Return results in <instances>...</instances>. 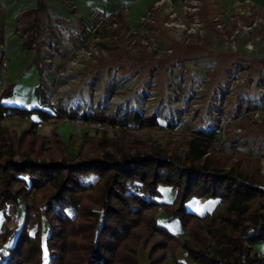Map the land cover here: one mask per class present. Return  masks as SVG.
I'll use <instances>...</instances> for the list:
<instances>
[{
    "label": "trees",
    "instance_id": "trees-1",
    "mask_svg": "<svg viewBox=\"0 0 264 264\" xmlns=\"http://www.w3.org/2000/svg\"><path fill=\"white\" fill-rule=\"evenodd\" d=\"M64 1L73 11L71 3ZM36 4L33 9L25 10L30 19L16 30L23 38L22 46L34 51L31 64L40 72L34 89L38 102L31 106L6 103L3 99L11 95L13 83L0 88L2 118L15 114L30 120L19 131L8 130L0 124V212H6L7 206L12 210H16L17 204L23 206L21 220H17L16 226L3 227L0 231V241L5 243L0 250V264H164L161 252H170L174 257L175 249L195 243L189 235L179 238L167 230L157 219L160 211L166 219H178L181 228L192 232L198 227L203 235L211 233L216 245L223 247V257L233 252L227 234L234 232V227L229 221L249 220L252 224L242 229V239L253 245V256L250 257L247 247L238 242L239 264H264V250L254 249L259 242H264V210L259 214L253 212L254 208L264 206V174L259 172L262 147L252 143L251 150L241 151L236 148V134H229L236 123L234 117L238 108L234 109V103L244 104L249 110L259 108L243 96L244 88L253 81L264 87V56L233 51L222 54L225 56L219 60L222 68L210 77L216 80L217 88L225 83V96L218 107L215 127L192 129L172 160L154 155L134 156L125 143L118 144L114 138L96 133L82 136L78 155L72 163L64 154L66 142L56 128L46 134H36L37 124L62 122L65 118L80 119L85 124L98 123L103 127L114 123L132 128L162 123L153 113L141 116L136 110L119 115L106 111L98 102L95 106L83 105L79 110L63 99L50 100L51 93L42 82L45 59L41 53L45 40L42 25L48 5L44 0H37ZM209 14L206 11L203 17L212 25L214 20ZM116 15V27L106 29L105 35L123 38L129 28L122 20V12ZM53 27L48 36L53 38L50 45L56 47L54 38L62 31L59 19ZM192 45L190 40L181 50L177 48L178 55L172 61L169 60L171 54L163 51L158 67L167 71L178 66L176 61L184 60L189 49L193 51ZM139 52L144 56V65L156 57L151 49ZM178 67V72L183 73V65ZM242 71L245 72L242 82L236 86V92H230L226 89L228 83L238 80ZM220 115L231 120L226 124L231 150L223 148L218 140L216 130ZM165 123L169 124L168 120ZM238 124L246 129L244 134L256 139L264 137V125ZM68 140L74 142L76 138L70 133ZM213 144L215 148L211 151ZM110 145L118 152V158L112 151L104 152L97 159L90 157L94 150L103 151ZM234 153L241 159L225 170ZM159 184L176 188L177 194L171 203L157 199L161 195L157 189ZM192 196H211L219 199L222 205L208 215H198L187 211L184 205ZM139 249L142 251L138 255ZM190 254L199 260L198 264H205L199 255Z\"/></svg>",
    "mask_w": 264,
    "mask_h": 264
},
{
    "label": "rangeland",
    "instance_id": "rangeland-1",
    "mask_svg": "<svg viewBox=\"0 0 264 264\" xmlns=\"http://www.w3.org/2000/svg\"><path fill=\"white\" fill-rule=\"evenodd\" d=\"M174 1L173 8L178 16L183 19L184 14L181 10V0L178 3ZM200 16L203 18L205 25L202 34L184 36L179 40H175V42L170 40V36L173 33L171 29L167 30L168 36H164V32L162 31L157 35L149 34L145 36H139L137 33L134 36L135 32H133L123 38L106 34L104 40L101 42L102 51H100V57L94 59L93 62L87 60L83 61L80 65L76 64L73 72L66 73L65 75L61 71H64L67 62L72 59V51L80 46L82 33L76 30L72 24L61 23L62 31L57 33L54 38L56 47L55 45L50 47V42L53 40L52 36L44 34L47 41L44 40L42 46L44 48H41V53L44 58L45 52L46 56L51 58V61L47 62L44 60L42 82L46 86L47 91L51 93L50 100L58 101L59 99H63L66 104L70 103L71 106L77 107L79 110L83 105L95 106L98 102L106 111L120 113L121 115L125 111L132 112L136 110L139 111L141 116L153 113L155 118L162 124L156 123L155 125H151V127L137 126L132 128L126 124L122 127L114 123L109 127H103L98 123L85 124L80 119L70 120V118H65L62 122L51 121L47 123L41 121L34 127L35 133L46 134L56 128L60 138L67 143H65L66 147L64 145V154H66L68 159L72 160V163L75 162L78 155L82 136L84 134L94 136L96 133L107 138L112 137L118 144L125 143L129 146L130 152L134 156L139 155L144 157L154 155V157H168L172 160L173 154L180 149L184 140L189 138L188 135L192 129L199 128L200 126L204 128L208 127L209 129L215 127V119L219 116L218 107L220 106V102H223L225 96V83L222 84L221 89L217 88L218 84L216 80L210 77L211 75H216L222 68V63L219 62V60L221 61L225 58L222 54L225 55L230 53V51L244 54L246 53L244 50L254 52L256 48L254 47L255 42L264 39V33L255 29L249 35L237 33L232 36L231 33L236 26L232 27L230 31H225V34H222L216 28L217 25H215L216 21L219 22L218 19L211 25L205 21L203 12ZM242 38L247 39L245 41L246 45H244V42H241ZM190 40L193 43V51L189 49V55L184 60H180L181 62L179 60L176 61L178 62V66L183 65L185 68L183 73L178 72V66L171 67L167 71L163 67H158L159 58L162 57L163 51L171 54L169 60L172 61L178 55L176 53L177 48L181 50L184 44ZM141 49L155 51L156 57L152 61H149L147 65H144L145 60H142L144 56L139 52ZM135 56L137 57L133 59ZM31 65V61L29 63L25 62V65L20 70L21 65H18V67L11 65L8 68V72L10 74L28 72ZM8 72H5V74L9 77L10 74ZM37 73L40 74L38 71ZM29 75L26 74L23 77V81L28 80ZM241 75L238 80L229 82L226 89L230 92H236V86L242 82L245 72L242 71ZM226 78H229V76H226ZM28 81L21 86H17L16 89L13 87L11 95L5 97L3 101L11 104L14 102L15 104H21L26 102L24 101V97L32 95L31 91L35 95V88H33L29 93L27 90L24 97L21 96L23 94L22 88L25 89L27 85L29 87L30 83ZM38 81H35V84ZM9 83H13L14 85L12 80L7 84ZM7 84H3L0 80V88L5 87ZM244 90H246V93H244L243 97L252 100L259 108L249 110L245 108L243 103V105L234 103V109L238 108L236 110V117H234V122L236 123L232 126L229 134H236V148H241V151L248 152L249 150H244L245 147V149H248V144L251 150L252 143L259 144L262 147L259 172L264 174V137L256 139L253 135H246L244 134L246 129L238 124L242 123L246 126L249 124H253L254 126L264 125V87L262 85L257 86L255 81H253ZM32 98L33 96H31ZM220 118V123L216 130L218 140L221 141L223 148L231 150L229 135L226 134V124L230 123L231 120L224 119L221 115ZM167 120L169 124L165 123ZM29 122L28 117L21 118L15 114L0 119V124L3 128L8 130L16 129V131L21 130ZM78 128L82 130L80 135L76 132ZM70 133L76 138L74 142H69L68 140ZM242 139L249 141L244 142ZM70 145L72 147L76 145V148L73 150ZM214 148L215 144L210 147L211 151ZM106 151H112L115 154L114 157L118 158V152H115L111 145L103 151H99V149L94 150L90 157L95 159L97 157L100 158ZM240 159V155L234 153L233 157L227 161L228 165L225 166V170H228L230 166ZM38 160H41V158H38ZM262 185H264V181ZM158 187L157 185V189ZM171 189L176 191V188L171 187ZM159 197L167 200V193L163 192ZM214 199L211 196L208 198L192 196L184 205L186 207L192 205L195 207L196 204L198 210H186L193 213L196 212L198 215H208L217 206L222 205L219 199ZM168 202L171 203L172 201L168 200ZM21 209H23V206L17 204L16 210H12L10 206H7L5 208L6 212H0V231L3 227L10 229L16 226L17 220H21ZM202 209L205 210L201 212ZM263 210L264 206L263 208L256 207L253 209V212L259 214ZM158 215H161V211L157 214V217ZM164 219V223H171V221L175 220L166 219V217ZM177 224L180 226L179 223ZM229 224L234 227V232L227 234L228 240L233 244V252L231 255H225L224 257L222 256L223 247L221 248V246L216 245L215 238L211 233L203 235L198 227L191 232L188 229H184V227L181 228V226L174 229L165 226L167 230L179 238H182L184 235L188 237L189 235V237L193 238L195 244L190 245V247L183 246L175 249L174 257H171L170 252H161L164 264H170L171 262L173 264L183 262L186 264H198L199 260L195 259L190 252H194L196 256L199 255L205 264H211L212 261L217 262V264H239L241 258L238 242L245 248L247 247L248 253L252 257L253 245L248 244L246 240L242 239V229L246 225H251L252 222L249 220L239 221L237 219L229 221ZM4 245L5 243L0 241V250L4 248ZM128 246L129 248L131 247L129 242ZM254 249L263 252L264 242H259L254 246ZM141 251V249L137 251L138 255L141 254Z\"/></svg>",
    "mask_w": 264,
    "mask_h": 264
},
{
    "label": "crops",
    "instance_id": "crops-1",
    "mask_svg": "<svg viewBox=\"0 0 264 264\" xmlns=\"http://www.w3.org/2000/svg\"><path fill=\"white\" fill-rule=\"evenodd\" d=\"M69 3H71L70 6L73 7V11L69 6H67V3H65L64 0H44L45 3H47L46 8V15L47 17L43 20L42 29L44 30L45 35L51 34V29L55 25V20L59 19L61 23L66 22L67 24L74 25L76 30H79L80 33L83 32L82 30V20L85 17V13L91 9V7L101 9L103 11H108V13H113L120 10V6L127 4L128 10L126 12H123L122 20L129 28L130 31H140L142 30V27L139 23V18L144 15L147 9H150L152 7V4L156 0H67ZM180 0H175L174 2H177ZM242 0H202V7L201 11L203 12V15L206 14V11L210 12L209 17L214 20L215 17L218 18V20L222 21L226 27L225 31H230L232 27H235V23L232 21V19L229 18V13L231 12L232 6L236 3ZM252 2V10L254 11V14L260 13L262 14V8L264 7V0H250ZM37 0H0V37H1V43H0V62L2 61L1 58H5L8 62L5 67V69H2L0 65V80L3 84H7L8 82H11V80L14 82V89L17 88V86H21L23 83L28 81L29 87L25 89L22 88V95L25 96V92L27 91L29 93L30 90L35 88L37 82L39 80V73H37L35 66L32 64L29 68L28 72L23 73H17V74H10L8 72V68H10L11 65H14V67H18V65L22 68L23 65H25V62L32 61V57L34 55V51L32 49H28L27 47L22 46L23 38L21 37V34L16 30V27L22 26L23 23L30 18V14L26 13L25 10L33 9L36 7ZM122 12V11H121ZM252 17H247L246 15H243L241 17V20H244L248 22L251 20ZM215 21V20H214ZM54 28V27H53ZM255 30H260V32L264 33V25H259L255 27ZM254 31V30H253ZM47 39V38H45ZM246 38H242V43L244 42V45H246L245 41ZM47 41V40H45ZM243 45V46H244ZM53 45H50V47ZM255 51L250 52L244 50L247 55L249 56H264V39L263 40H257L255 42ZM44 48V47H42ZM5 72L10 74L8 77ZM26 74H30L28 76V80L23 81V77H25ZM16 85V86H15ZM31 86V89H30ZM13 91V89H12ZM32 95L33 98L31 99V96L24 97L26 102L21 103V105H35L37 103L35 99V95ZM48 123V122H47ZM75 126V125H73ZM76 127V126H75ZM77 134L80 135L82 130L81 128L77 129ZM67 144V143H66ZM65 144V147H66ZM71 147V149L74 150L76 148ZM158 190L161 192L167 193V200H163L160 197H158V200L161 201H172L174 198L176 191L174 189H171L169 185H158ZM215 200V199H214ZM189 211H195L198 210L197 205L195 204V207L188 206L186 207ZM205 209H202L201 212H203ZM199 212V211H198ZM164 213L161 212V215H158L157 219L160 221L161 224L165 225L167 228L170 229L174 228H180L177 223L179 221L175 219L174 221L164 223ZM177 220V221H176Z\"/></svg>",
    "mask_w": 264,
    "mask_h": 264
},
{
    "label": "built area",
    "instance_id": "built-area-1",
    "mask_svg": "<svg viewBox=\"0 0 264 264\" xmlns=\"http://www.w3.org/2000/svg\"><path fill=\"white\" fill-rule=\"evenodd\" d=\"M174 0H156L150 9H147L143 16L139 18L140 26L142 30L133 31L139 36L145 35H157L161 31L164 32V36H168L167 30L171 29L173 31L170 36V40L175 42L181 37L191 35H201L203 28H205L204 20L201 18V7L202 0H181V10L183 12V17L180 18L173 8ZM263 12L254 14L252 10V2L250 0H242L236 2L229 13V18L236 24L231 35L234 34H246L249 35L255 27L259 24L264 25V7L262 8ZM128 10V5L124 4L120 6V10L126 12ZM108 13V11H103L98 8L91 7L86 13L85 17L82 20V30L80 46L72 51V59L69 60L64 68V71H61L63 75L66 73L73 72V68L76 64H81L83 61L98 59L100 56V51H102V41L104 40L106 29H114L117 25V12ZM246 15L247 17H252L248 22L241 20V17ZM218 18L215 17L216 21ZM217 29L222 34H225L226 25L219 20L216 21ZM128 31L127 34L133 33ZM134 42V41H132ZM45 56L44 59L48 62L51 61V58ZM0 65L2 69H5L7 65V60L1 58ZM71 81V80H69ZM7 115L6 117L10 116ZM257 115V114H256ZM2 116L0 115V119ZM5 118V117H4ZM208 128V127H207ZM211 128V127H210ZM209 129V128H208ZM244 140V139H242ZM249 140H244L247 142ZM250 150L249 144L247 145ZM241 149V148H240Z\"/></svg>",
    "mask_w": 264,
    "mask_h": 264
}]
</instances>
